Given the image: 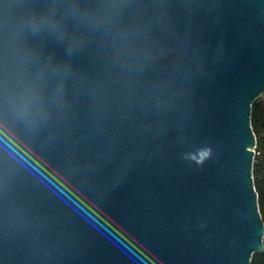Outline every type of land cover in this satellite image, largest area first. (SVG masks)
I'll return each instance as SVG.
<instances>
[{"label":"water","instance_id":"obj_1","mask_svg":"<svg viewBox=\"0 0 264 264\" xmlns=\"http://www.w3.org/2000/svg\"><path fill=\"white\" fill-rule=\"evenodd\" d=\"M264 0H0V264H251Z\"/></svg>","mask_w":264,"mask_h":264},{"label":"trees","instance_id":"obj_2","mask_svg":"<svg viewBox=\"0 0 264 264\" xmlns=\"http://www.w3.org/2000/svg\"><path fill=\"white\" fill-rule=\"evenodd\" d=\"M252 126L257 138L258 155L254 162V181L260 213L264 220V98L256 100L252 111ZM251 264H264V253H255Z\"/></svg>","mask_w":264,"mask_h":264},{"label":"rangeland","instance_id":"obj_3","mask_svg":"<svg viewBox=\"0 0 264 264\" xmlns=\"http://www.w3.org/2000/svg\"><path fill=\"white\" fill-rule=\"evenodd\" d=\"M262 97H260L259 99H261ZM256 150H257V148H256ZM257 155H258V152L256 153Z\"/></svg>","mask_w":264,"mask_h":264},{"label":"built area","instance_id":"obj_4","mask_svg":"<svg viewBox=\"0 0 264 264\" xmlns=\"http://www.w3.org/2000/svg\"><path fill=\"white\" fill-rule=\"evenodd\" d=\"M263 98H264V94H263V96H262Z\"/></svg>","mask_w":264,"mask_h":264}]
</instances>
